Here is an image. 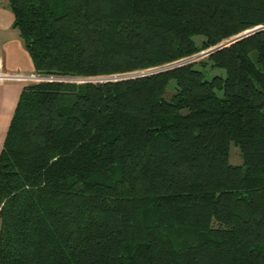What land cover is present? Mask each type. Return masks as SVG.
<instances>
[{
    "label": "trees",
    "instance_id": "obj_1",
    "mask_svg": "<svg viewBox=\"0 0 264 264\" xmlns=\"http://www.w3.org/2000/svg\"><path fill=\"white\" fill-rule=\"evenodd\" d=\"M6 3L44 78L153 70L264 26V0ZM0 264H264V31L146 78L23 87Z\"/></svg>",
    "mask_w": 264,
    "mask_h": 264
},
{
    "label": "crops",
    "instance_id": "obj_2",
    "mask_svg": "<svg viewBox=\"0 0 264 264\" xmlns=\"http://www.w3.org/2000/svg\"><path fill=\"white\" fill-rule=\"evenodd\" d=\"M11 23L6 0H0V151L21 90L37 76Z\"/></svg>",
    "mask_w": 264,
    "mask_h": 264
},
{
    "label": "rangeland",
    "instance_id": "obj_3",
    "mask_svg": "<svg viewBox=\"0 0 264 264\" xmlns=\"http://www.w3.org/2000/svg\"><path fill=\"white\" fill-rule=\"evenodd\" d=\"M264 27V26H263ZM260 28V27H259ZM257 29V28H256ZM255 30V29H253ZM252 31V30H250ZM249 32V31H247ZM246 33V32H245ZM240 36V35H239ZM237 36V37H239ZM234 39V38H233ZM229 41V42H228ZM224 43H222L221 45H219L218 47H224V44L227 45V42L230 43L231 41L228 40ZM195 42L197 44H200V41L198 39L195 40ZM217 48V47H216ZM214 49V48H213ZM212 49H209L207 51H204V52H200L194 56H192L191 58L189 59H185V60H182V61H179L175 64H171V65H167V66H163L161 68H157V69H165V68H168V67H171V66H175V65H178L180 63H184V62H187V61H196L195 63L197 62H201V61H204V59L207 58V53H209ZM157 69H153V70H148V71H155ZM211 73H209L207 75V79L210 80L212 77L214 76H221V77H224V72L222 70H213L211 71ZM140 73V72H139ZM136 74V73H135ZM130 75H134V74H126V75H120L122 77L124 76H130ZM120 76H110V77H98V78H92V79H84L85 81H89L90 83H97L98 81L101 82L102 80H106V79H112V78H118ZM34 79H36L37 81H32V82H28L26 85H31V84H36L38 83V80H41L43 78V76L41 77H37V76H34L33 77ZM77 82H80V81H77ZM174 88V83L171 81L168 85V92H171ZM229 162L231 165L233 166H240L241 165V159L239 158V154H238V149L234 146V145H231L230 146V158H229Z\"/></svg>",
    "mask_w": 264,
    "mask_h": 264
},
{
    "label": "water",
    "instance_id": "obj_4",
    "mask_svg": "<svg viewBox=\"0 0 264 264\" xmlns=\"http://www.w3.org/2000/svg\"><path fill=\"white\" fill-rule=\"evenodd\" d=\"M261 31H264V27H260V28H257L255 30H252V31H249V32H246V33H243L241 34L239 37H236L234 39H231L230 41H232L231 43H228V45H224V47H217V48H214L212 49L209 53H207V57L214 54L215 52L219 51V50H222L224 48H227L229 47L230 45L244 39V38H247L249 36H252L256 33H259ZM196 61H187V62H184V63H180L178 65H175V66H171V67H168V68H165V69H157L155 71H144V72H140V73H136L134 75H130V76H120L118 78H112V79H106V80H102L101 82H97V83H105V82H116V81H127V80H133V79H139V78H146V77H149V76H154V75H157V74H161V73H164V72H167V71H170V70H173V69H176V68H179V67H182V66H185V65H190V64H193L195 63Z\"/></svg>",
    "mask_w": 264,
    "mask_h": 264
},
{
    "label": "built area",
    "instance_id": "obj_5",
    "mask_svg": "<svg viewBox=\"0 0 264 264\" xmlns=\"http://www.w3.org/2000/svg\"><path fill=\"white\" fill-rule=\"evenodd\" d=\"M40 77V76H37ZM37 81L36 79L32 78L30 82ZM80 81V82H77ZM40 82H64V83H75V84H83V83H90L89 81H85L84 79H56V78H42L41 80H38V83Z\"/></svg>",
    "mask_w": 264,
    "mask_h": 264
},
{
    "label": "bare ground",
    "instance_id": "obj_6",
    "mask_svg": "<svg viewBox=\"0 0 264 264\" xmlns=\"http://www.w3.org/2000/svg\"><path fill=\"white\" fill-rule=\"evenodd\" d=\"M231 42H232V41H231ZM231 42H230V43H231ZM227 45H228V44H227Z\"/></svg>",
    "mask_w": 264,
    "mask_h": 264
}]
</instances>
